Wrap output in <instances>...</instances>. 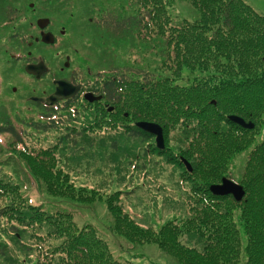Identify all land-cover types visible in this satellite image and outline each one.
Returning <instances> with one entry per match:
<instances>
[{
	"label": "trees",
	"instance_id": "16d2710c",
	"mask_svg": "<svg viewBox=\"0 0 264 264\" xmlns=\"http://www.w3.org/2000/svg\"><path fill=\"white\" fill-rule=\"evenodd\" d=\"M120 1H111L106 9L126 11L107 14L103 24L96 23L104 28L102 31L108 30L116 38L127 37L132 43L136 42L135 34L146 41L159 36L150 41H157L158 53H165L172 76L138 67H111L104 75L101 92L118 112L124 107L135 121L158 123L163 137L166 129L173 127L186 138L191 135V145L184 146L182 152L191 159L190 169L182 163V155L177 163L192 182L190 193L197 196L188 217L179 222L167 220L153 229L121 208L117 191L103 198L99 195L112 217L111 229L130 243H155L179 264H235L241 254L243 264H264L263 13L245 0H186L196 10L195 16L173 21L167 13L173 0ZM130 68L133 76L128 74ZM183 68L188 73L182 77ZM70 101L54 105L51 115H46L50 122L30 125L41 130L54 127L61 114L67 115L64 110ZM85 108L84 121L93 123L84 128L115 126L116 121V126L121 125L117 116H111L115 111L108 114L104 107L95 105ZM230 115L249 120L253 126L243 127ZM133 122L123 124L125 131L149 138L150 134ZM259 129L263 132L255 138ZM0 131L20 141L9 121L0 125ZM152 148L157 153L164 151ZM243 149L242 171L237 178L228 175L242 185L243 196L235 200L230 194L212 193L209 185L216 182L206 179L213 177L216 181L221 175L220 162L222 165L227 157ZM50 150L32 154L15 148L46 193L91 201L96 191L91 189L90 194L84 186L66 183L67 174L55 167ZM191 151L200 152L197 160L192 159ZM70 213L43 209L27 200L16 183L0 177V230L6 236H0V264H130L114 258L90 225L76 226ZM182 232L186 241L193 238V243L183 242L179 238Z\"/></svg>",
	"mask_w": 264,
	"mask_h": 264
},
{
	"label": "rangeland",
	"instance_id": "374dc122",
	"mask_svg": "<svg viewBox=\"0 0 264 264\" xmlns=\"http://www.w3.org/2000/svg\"><path fill=\"white\" fill-rule=\"evenodd\" d=\"M111 1L118 0H0V125L9 121L20 138L15 142L14 135L0 131V177L16 183L18 191L27 200L40 204L43 209L70 211L76 226L90 225L118 260L130 264H179L153 242L130 243L113 232L112 217L98 196L103 198L117 191L121 208L135 221L153 229L167 220H184L193 212V200L197 196L190 193L192 182L185 177V168L177 163L181 155L191 161L187 154H183V147L191 145L190 134L186 138L178 128L166 129L164 147H161L164 151L157 153L152 148L155 146L153 135L142 139L125 131L123 124L135 122L131 112L124 107L120 112L115 107L112 110L113 107L108 106L110 102L105 99H102L108 102L105 111L108 114L115 111L111 116H117L121 125L116 126V121L115 126L101 124L84 128L93 122L84 121L87 103L83 97L80 104L71 99L64 110L67 115L61 114L54 127L41 130L30 125L31 122H50L46 115L54 107L45 108L29 97L38 95L42 88L49 89L52 77L75 75L76 79L96 80L101 86L111 67H138L172 76L165 53H158L157 41H150L159 36L146 41L135 34L136 42L132 43L127 37L116 38L108 30L102 31L103 27L98 23H104L103 16L126 11L106 9L111 7ZM245 1L264 15V0ZM167 13L170 19L177 21L183 17L193 18L196 10L186 0H173ZM40 17L49 19L46 29L55 37L53 43L32 42V36L38 35L36 19ZM61 29L63 33H60ZM37 60L47 66V72H42L40 77L24 71L26 63ZM65 61H68L66 66L63 65ZM131 70L128 74L133 76ZM187 73L183 68L182 77ZM93 99L96 101L99 95H93ZM121 115L125 118H120ZM262 132L259 129L253 136L256 138ZM15 148L27 149L32 154L40 149H51L49 154L55 167L67 174L66 183L84 186L88 191L93 189L90 194L96 191V195L91 201L78 202L46 193L41 180L30 173ZM190 149L193 150V146ZM192 154L193 160L201 155L196 151ZM245 155L243 149L227 157L222 165L220 162V177L232 175L237 178ZM193 173L197 175L198 171ZM220 177L216 181L213 177L206 181L218 182ZM0 236L6 238L1 230ZM179 238L185 243L194 241L193 238L186 241L184 232ZM243 260L241 254L235 264H243Z\"/></svg>",
	"mask_w": 264,
	"mask_h": 264
},
{
	"label": "water",
	"instance_id": "95a60500",
	"mask_svg": "<svg viewBox=\"0 0 264 264\" xmlns=\"http://www.w3.org/2000/svg\"><path fill=\"white\" fill-rule=\"evenodd\" d=\"M46 21H47L46 19L43 20L39 19L37 23L39 26H43ZM43 39L45 41H51V39L48 37L47 38L44 37ZM24 70L27 73L33 74L35 77H39V75L46 70V67L44 66L42 61H38L36 63H27L24 66ZM56 82L57 85L54 90V95L47 96L45 98L46 102L53 103L57 99L68 97L72 95L78 88L77 85H72L67 81H65L64 79H58ZM84 97L87 98L88 100L93 99L91 93H85ZM33 99L42 100V98H33ZM229 118L243 127L250 128L253 126V123L251 121L249 120L245 121L243 118L237 115H230ZM136 125L154 134L156 145L160 148L163 146L161 127L158 124L151 121L142 120V121H137ZM182 160L186 168L190 169L189 163L185 159ZM209 189L214 194H219V195L231 194L235 200H239L244 193V190L240 184L232 181L227 177H221L220 182L211 184L209 186Z\"/></svg>",
	"mask_w": 264,
	"mask_h": 264
},
{
	"label": "flooded vegetation",
	"instance_id": "af4514ba",
	"mask_svg": "<svg viewBox=\"0 0 264 264\" xmlns=\"http://www.w3.org/2000/svg\"><path fill=\"white\" fill-rule=\"evenodd\" d=\"M43 18H46V17L37 18L36 19V23H37V21L39 19L43 20ZM48 23H49V19L44 23L43 26H39V25L37 26L36 25L38 27V35L32 36V40H33L32 42L38 43L39 41H43L44 37L45 38L48 37V38L51 39L50 42H45V43L50 44V43L54 42L55 37L52 35V33L49 30L46 29L47 26H48ZM63 32H64V30L61 29L60 33H63ZM36 62H38V60L37 61H32V62L30 61L29 63H36ZM67 64H68V61H65L63 63V65H65V66ZM46 72H47V70L44 73H46ZM73 73H75V71ZM74 76L63 75V76H58V77H52L50 79L51 84H49L50 88L49 89L42 88L41 92L38 95H35V96L45 98L47 95H54V90H55V87L57 85L56 81L58 79H64V80H66L67 82H69V83H71L73 85H78L79 86V88L76 90V92L69 99H73V101H76V102H78L80 104L81 103V98L83 97L84 93L85 92H91L93 94H99L101 97L99 99H97L96 101H91L88 104H90L91 106H94V104H96L99 107H104L105 108V105L108 102L102 100L104 98H103V95H102V92H101L100 83H96V80H93V79H90V78H89V80H83V79H80V78L76 79L77 77L75 76L76 77L75 78ZM101 85H102V81H101ZM69 99H65V100L68 101ZM63 100H56L55 102H58V103L61 102V101L64 102ZM40 103H42V102H40ZM109 105H111V104L109 103ZM112 110H114V108Z\"/></svg>",
	"mask_w": 264,
	"mask_h": 264
}]
</instances>
